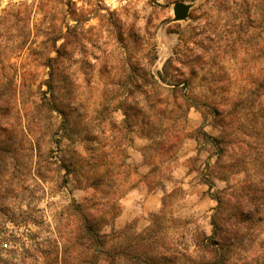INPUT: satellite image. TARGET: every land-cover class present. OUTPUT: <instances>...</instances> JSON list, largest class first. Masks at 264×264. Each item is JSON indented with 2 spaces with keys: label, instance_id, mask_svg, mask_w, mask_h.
Here are the masks:
<instances>
[{
  "label": "rangeland",
  "instance_id": "1",
  "mask_svg": "<svg viewBox=\"0 0 264 264\" xmlns=\"http://www.w3.org/2000/svg\"><path fill=\"white\" fill-rule=\"evenodd\" d=\"M177 2L191 5L186 20H175ZM217 18L221 36L231 40L239 35V42L208 66L221 68L237 89L250 70L258 71L253 57L259 54L257 45L264 46L261 24L247 49L240 48V0H0V147L4 140L11 142L9 153H0V262L50 264L58 250L55 240L67 242L74 229L70 206L97 194L87 179L101 172L119 183L106 197L121 207L105 231L128 224L143 230L172 189L169 215L186 221L182 228L188 234L195 227L211 231L216 201L201 173L212 149L198 141L189 149L187 144L150 172L143 157L150 140L138 131H123L114 147L110 122L121 125L124 115L116 106L106 110L103 101L112 79L129 71L128 60L140 61L158 77L180 40L195 41L204 23ZM70 30L57 41L59 47L67 39L69 51L68 66L57 79L64 80L61 91L74 104L79 134L92 129L95 142L84 137L70 144L59 130L62 116L41 106L50 71L46 58L56 55L50 39ZM207 119L196 109L189 112L191 129L202 124L217 135ZM71 158L88 171L68 173L63 164ZM213 181V191L226 185ZM149 184L162 194L159 208L152 211L144 210Z\"/></svg>",
  "mask_w": 264,
  "mask_h": 264
},
{
  "label": "trees",
  "instance_id": "2",
  "mask_svg": "<svg viewBox=\"0 0 264 264\" xmlns=\"http://www.w3.org/2000/svg\"><path fill=\"white\" fill-rule=\"evenodd\" d=\"M218 21H206L195 41L181 39L158 77L140 61L128 60L129 71L112 79L103 101L106 110L116 106L124 115L121 125L110 122L114 147L119 146L123 131H138L150 140L143 150L150 172L168 163L188 138L212 149L201 173V181L216 201L211 231L195 227L188 234L182 228L186 221L169 215L175 189L164 194L161 208L151 213L143 230L128 224L105 231L121 214V207L119 201L106 197L119 183L101 172L87 179L88 187L97 194L70 206L74 229L67 242L60 245L55 240L58 250L50 264H264V46L257 45L259 54L253 57L258 71L250 70L243 84L232 89L221 68L213 71L208 66L239 42V35L224 39ZM261 24L264 0H240V48L247 49ZM66 35L71 30L50 39L56 55L46 58L50 71L41 106L62 116L59 130L70 144L84 137H93L95 142L92 129L79 134L76 109L61 91L64 80L57 79L68 66L67 39L57 47V41ZM191 109L205 120L210 116L218 134L208 133L202 124L191 129ZM10 145L4 140L0 153H9ZM63 167L73 175L88 171L72 158ZM213 179L226 185L213 191ZM148 189L154 190V185L149 184Z\"/></svg>",
  "mask_w": 264,
  "mask_h": 264
},
{
  "label": "crops",
  "instance_id": "3",
  "mask_svg": "<svg viewBox=\"0 0 264 264\" xmlns=\"http://www.w3.org/2000/svg\"><path fill=\"white\" fill-rule=\"evenodd\" d=\"M187 141H188V143H187ZM196 143H197V140L195 138H189L182 145V148H183V146L188 144L186 148L189 149L191 147H194L196 145ZM161 198H162V194L152 190L150 192V194H148V197L146 198V203L144 205V210L152 211V210L158 209L159 206H160ZM150 204H152V205H150Z\"/></svg>",
  "mask_w": 264,
  "mask_h": 264
},
{
  "label": "water",
  "instance_id": "4",
  "mask_svg": "<svg viewBox=\"0 0 264 264\" xmlns=\"http://www.w3.org/2000/svg\"><path fill=\"white\" fill-rule=\"evenodd\" d=\"M191 5L185 2H177L173 6L175 20H186L189 17Z\"/></svg>",
  "mask_w": 264,
  "mask_h": 264
}]
</instances>
